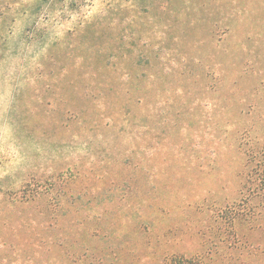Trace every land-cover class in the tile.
I'll list each match as a JSON object with an SVG mask.
<instances>
[{"label":"rangeland","instance_id":"1","mask_svg":"<svg viewBox=\"0 0 264 264\" xmlns=\"http://www.w3.org/2000/svg\"><path fill=\"white\" fill-rule=\"evenodd\" d=\"M71 3L29 0L0 20V264L57 262L54 243L75 234L77 249L109 212L133 248L130 203L91 193L145 145L185 193L241 206L263 234L264 0H151L133 22L132 0ZM82 187L90 205L66 206Z\"/></svg>","mask_w":264,"mask_h":264},{"label":"trees","instance_id":"2","mask_svg":"<svg viewBox=\"0 0 264 264\" xmlns=\"http://www.w3.org/2000/svg\"><path fill=\"white\" fill-rule=\"evenodd\" d=\"M28 1L0 0V20L13 11L17 3ZM47 1L57 0H37V4L40 6ZM150 1L132 0V22L151 13ZM77 3L78 0H72V10H75L73 8ZM107 60L105 63L102 60L103 64L96 68L94 76L109 66ZM137 62L136 65L141 64V60ZM146 134L151 136L149 132ZM157 150L145 145L132 153L120 165L118 182L97 190L100 192L91 193L96 206L116 198L126 199L130 203L137 219L133 233H127L125 238L133 243V248L122 245L125 239L118 235L122 227L120 215L109 212L85 221L81 233L77 234V239L79 237L78 240H84V243L77 249H72L76 242L75 234L54 243L53 254L58 257V263L50 261L49 264L264 263V233L255 231L241 206L217 213L203 200H195L184 192V179H172L167 166L162 173L161 169H157L152 161ZM140 155L141 158L149 155V163L136 160ZM194 168L201 170L199 165ZM180 180L184 183L180 184ZM91 184L97 185L95 181ZM78 189L65 199L66 206L90 205L89 201L83 199L87 195L81 190L85 188ZM56 205L63 207V203L57 200Z\"/></svg>","mask_w":264,"mask_h":264}]
</instances>
